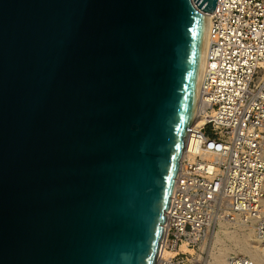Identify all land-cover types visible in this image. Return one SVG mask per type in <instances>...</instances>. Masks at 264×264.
<instances>
[{"label": "water", "instance_id": "1", "mask_svg": "<svg viewBox=\"0 0 264 264\" xmlns=\"http://www.w3.org/2000/svg\"><path fill=\"white\" fill-rule=\"evenodd\" d=\"M218 0H0V264H157Z\"/></svg>", "mask_w": 264, "mask_h": 264}, {"label": "built area", "instance_id": "2", "mask_svg": "<svg viewBox=\"0 0 264 264\" xmlns=\"http://www.w3.org/2000/svg\"><path fill=\"white\" fill-rule=\"evenodd\" d=\"M217 3L157 264H208L201 243L264 222V0Z\"/></svg>", "mask_w": 264, "mask_h": 264}, {"label": "rangeland", "instance_id": "3", "mask_svg": "<svg viewBox=\"0 0 264 264\" xmlns=\"http://www.w3.org/2000/svg\"><path fill=\"white\" fill-rule=\"evenodd\" d=\"M257 227V233L252 228L229 235L225 232L227 234L201 243L200 249L204 252L205 262L230 264L237 255L239 264H264V222L258 223Z\"/></svg>", "mask_w": 264, "mask_h": 264}, {"label": "bare ground", "instance_id": "4", "mask_svg": "<svg viewBox=\"0 0 264 264\" xmlns=\"http://www.w3.org/2000/svg\"><path fill=\"white\" fill-rule=\"evenodd\" d=\"M207 16H208V18H210V17H211V13H208ZM201 107H202V102L199 101V104H198V110H197V116H196V118H195V120H194V122H193V124H192V127L195 126V125H197V124H199V112H200V110H201ZM244 240H246V239H244ZM163 253H164V252H162V254H163Z\"/></svg>", "mask_w": 264, "mask_h": 264}]
</instances>
